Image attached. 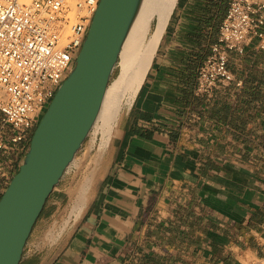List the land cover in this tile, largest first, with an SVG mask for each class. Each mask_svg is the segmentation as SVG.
Here are the masks:
<instances>
[{
	"label": "crops",
	"instance_id": "0c3cea01",
	"mask_svg": "<svg viewBox=\"0 0 264 264\" xmlns=\"http://www.w3.org/2000/svg\"><path fill=\"white\" fill-rule=\"evenodd\" d=\"M228 2L177 0L130 107L92 164L80 209L58 231L53 224L62 199L53 200L19 264L264 261V50L258 38L251 36L241 53L228 51L229 83L206 96L194 93ZM0 132L10 133L1 113ZM17 148L0 152L6 169L0 196L17 169Z\"/></svg>",
	"mask_w": 264,
	"mask_h": 264
},
{
	"label": "built area",
	"instance_id": "2783aa9c",
	"mask_svg": "<svg viewBox=\"0 0 264 264\" xmlns=\"http://www.w3.org/2000/svg\"><path fill=\"white\" fill-rule=\"evenodd\" d=\"M0 0V152L24 151L45 107L67 76L99 0ZM264 0H229L216 39L200 64L194 93L229 83L228 51L258 38L264 50ZM6 172L0 160V177Z\"/></svg>",
	"mask_w": 264,
	"mask_h": 264
},
{
	"label": "water",
	"instance_id": "95a60500",
	"mask_svg": "<svg viewBox=\"0 0 264 264\" xmlns=\"http://www.w3.org/2000/svg\"><path fill=\"white\" fill-rule=\"evenodd\" d=\"M141 3L99 0L71 69L0 196V264H19L48 198L91 132Z\"/></svg>",
	"mask_w": 264,
	"mask_h": 264
},
{
	"label": "bare ground",
	"instance_id": "6f19581e",
	"mask_svg": "<svg viewBox=\"0 0 264 264\" xmlns=\"http://www.w3.org/2000/svg\"><path fill=\"white\" fill-rule=\"evenodd\" d=\"M176 2L177 0H142L139 12L120 52L117 64L118 73L111 79L105 91L99 113L90 132L92 134L91 146L98 140L97 152L99 154L109 146L119 117L130 107L149 70L157 45ZM83 159H80L81 162ZM73 165L77 167V164ZM92 174L94 173L92 172ZM90 182L91 179L87 176L77 183L78 193L76 191L73 204L71 202L73 213L80 209ZM53 226L55 225L53 224Z\"/></svg>",
	"mask_w": 264,
	"mask_h": 264
},
{
	"label": "rangeland",
	"instance_id": "374dc122",
	"mask_svg": "<svg viewBox=\"0 0 264 264\" xmlns=\"http://www.w3.org/2000/svg\"><path fill=\"white\" fill-rule=\"evenodd\" d=\"M117 73H118V66L115 67L112 78H114L117 75ZM46 108H47V106L45 107V109ZM45 109H44V111H45ZM44 111H43V113H44ZM124 112L121 114V116L124 114ZM43 113H42V115H43ZM91 139H92V134L89 133L87 139L85 140L82 148L80 149V151L78 152V154L74 160L73 164H77V167L73 164L70 165V167L68 168L64 178L58 184L55 191L48 198L39 218L37 219V221L33 227L34 231H36L37 227L41 225V222L43 219L47 220V218L50 216L51 212L53 211L51 209V206H50L51 202L53 200L59 199V198H61L62 200H61V202L59 201L60 202V207L58 210L59 213L56 214L57 217L55 216L54 225L57 226V228H55V229L58 231H62L70 225V222H71L70 218H71V215L73 214L72 204L74 202L76 194L78 193V190L76 187L77 183L80 181V179L87 177V176L90 177V179L92 181V177H93L92 172L94 171V169L91 166L93 163H96L95 161L97 160V158H99V156L97 155V154H99L97 152L98 140H96L95 144L93 146H91ZM22 154H23V152L18 154L19 159L22 156ZM80 159H83L82 162ZM75 161H77V162H75ZM16 170L17 169H15L14 173L16 172ZM76 191H77V193H76ZM72 199H73V201H72ZM71 202H72V204H71ZM70 204H71V206H70ZM261 264H264V261H261Z\"/></svg>",
	"mask_w": 264,
	"mask_h": 264
}]
</instances>
